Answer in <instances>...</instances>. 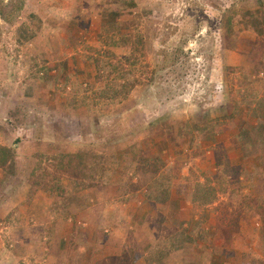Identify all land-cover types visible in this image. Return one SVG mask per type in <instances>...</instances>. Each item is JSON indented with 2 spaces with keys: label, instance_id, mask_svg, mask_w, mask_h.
I'll use <instances>...</instances> for the list:
<instances>
[{
  "label": "rangeland",
  "instance_id": "374dc122",
  "mask_svg": "<svg viewBox=\"0 0 264 264\" xmlns=\"http://www.w3.org/2000/svg\"><path fill=\"white\" fill-rule=\"evenodd\" d=\"M263 115L264 0H0V264L38 191L118 179L188 208L147 264H264Z\"/></svg>",
  "mask_w": 264,
  "mask_h": 264
},
{
  "label": "crops",
  "instance_id": "0c3cea01",
  "mask_svg": "<svg viewBox=\"0 0 264 264\" xmlns=\"http://www.w3.org/2000/svg\"><path fill=\"white\" fill-rule=\"evenodd\" d=\"M246 120L249 124L244 128L260 127L264 131V115L258 125L249 118ZM126 187L129 189L118 179L116 183L84 190L78 193L77 202L66 205L57 203L61 199L57 195L38 191L33 205L28 203L19 209L24 219L21 231L24 229L28 242H22L20 253L16 251L18 245H10L14 249L7 264H119L124 254L130 255L133 250L142 257L140 263L147 264L156 249L170 243V232L188 228V208L180 202L177 211L170 215L185 222L184 228L168 223L171 220L168 217L165 224H158V209L164 208L165 202H157L153 194L141 197L140 190L129 192ZM21 189L27 199L29 189L25 186ZM174 192L168 203L182 201L183 197ZM168 209V213L173 210Z\"/></svg>",
  "mask_w": 264,
  "mask_h": 264
},
{
  "label": "trees",
  "instance_id": "16d2710c",
  "mask_svg": "<svg viewBox=\"0 0 264 264\" xmlns=\"http://www.w3.org/2000/svg\"><path fill=\"white\" fill-rule=\"evenodd\" d=\"M128 114H131V113H128ZM143 124H144V122H143ZM136 128H137V125H136ZM136 130V129H135ZM111 131H113V130H111ZM115 131H119V129L118 130H116L115 129ZM126 131V130H125ZM129 131V130H128ZM127 137H129V135L127 134V135H114V138H118V139H124V138H127Z\"/></svg>",
  "mask_w": 264,
  "mask_h": 264
}]
</instances>
